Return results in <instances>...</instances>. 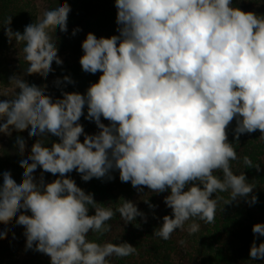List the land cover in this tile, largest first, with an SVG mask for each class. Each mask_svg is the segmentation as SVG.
Here are the masks:
<instances>
[{
	"label": "clouds",
	"instance_id": "obj_1",
	"mask_svg": "<svg viewBox=\"0 0 264 264\" xmlns=\"http://www.w3.org/2000/svg\"><path fill=\"white\" fill-rule=\"evenodd\" d=\"M232 4L115 0L119 35L98 39L89 33L81 45L82 70L102 72L86 94L64 92L62 99L53 100L44 94L45 86L27 83L23 75L10 78L9 85L18 91L12 99L0 100V133L27 128L29 134L50 133L60 141L49 148L39 139L30 154L21 155L19 163L31 161L21 168L22 179L3 174L0 222L21 210L31 213L15 221L24 226L26 249L48 255L50 264H109L107 258L113 255L136 252L126 242L98 244L87 238L90 232L109 231L107 222L117 213L125 224L144 214L123 198L115 208L97 203L93 194L66 177L73 170L87 182L118 169L120 181L139 191V186L156 194L170 190L164 203L172 214L154 231V237L165 241L177 230L195 234L200 230L197 220L212 223L222 199L213 194L230 190L233 201L253 192L245 174L231 170L230 161L238 157L226 129L235 119L237 140L257 130L264 140V15L245 13ZM70 11L67 3H55L23 33L9 27L11 17L5 19L9 41L15 40L16 47L23 44L26 74L47 76L54 61L63 63L49 29L54 33V25H59L66 32ZM64 81L73 83L68 76ZM85 106V119L96 123L98 134H85L78 123ZM16 143L22 147L23 138L17 137ZM243 164L260 170L248 156ZM38 167L59 178L45 184L41 176L35 182ZM216 171L222 177L214 175ZM245 202L251 206L257 198ZM252 232L264 237V223L255 224ZM249 256L264 260V242L257 246L254 239Z\"/></svg>",
	"mask_w": 264,
	"mask_h": 264
},
{
	"label": "trees",
	"instance_id": "obj_2",
	"mask_svg": "<svg viewBox=\"0 0 264 264\" xmlns=\"http://www.w3.org/2000/svg\"><path fill=\"white\" fill-rule=\"evenodd\" d=\"M55 3H67L71 11L67 19V31H58L55 36L57 55L62 58L63 63L53 66V71L47 75L51 86L45 95L53 100L62 99L64 92L84 95L92 84L98 82L102 72L91 74L82 70L79 63L84 54L81 45L89 33L98 39L119 35L115 0H0V90L13 87L9 83L14 75H23L25 81L30 84L37 78V72L31 75L24 72L27 64L21 52L23 44L16 47L15 40L9 41L3 28L5 19L11 17L9 27L14 32L23 33L27 25L35 23L37 18ZM232 6L240 8L245 13L264 15V0H233ZM75 29L80 31L73 35ZM65 76L70 77L73 83L64 81ZM85 116L87 106L84 108V115L78 121L83 126L84 133L98 134L100 129L96 123L85 119ZM101 122L106 126L110 124L103 117ZM236 127L234 119L226 129L228 141L234 144L238 157L237 160L230 161L231 170L237 175L244 173L247 181L254 186L253 192L247 198L237 197V200L233 201L230 190L213 194L212 198L222 197L217 203L214 221L205 223L197 220L200 230L192 235L187 231L177 230L167 241L154 237V231L161 226L162 218L172 214V210L164 203V198L170 194V190L156 194L146 186H139L142 188V191H139L138 188H133L130 182L120 181L118 169L111 170L103 178H93L87 182L81 179V174L76 170L65 174L86 194H93L97 203L105 206L111 203L115 208L123 198L136 204L138 210L144 214L132 223L125 224L117 213L107 222L110 225L109 231L103 234L93 232L88 234L87 238L98 244L126 242L136 247V252L130 256L113 255L107 258L109 264H264V260H252L249 256L254 239L257 246L264 242V237L256 238L252 232L255 224L264 223V140H259L261 136L259 130L241 134L237 140ZM27 135L30 148L39 139L49 148L52 143L60 142L58 137L50 133H46L44 137H37L29 132ZM79 139L83 143L84 136L81 135ZM16 152L0 150V184L3 183L5 171L9 172L13 179L21 172L22 164L19 163L21 155L19 153L15 155ZM244 156H248L254 165L258 164L260 170L247 168L243 164ZM28 163L31 161L26 160L25 164ZM38 168L42 172L45 184L59 178V174L53 175ZM214 175L222 177V172L216 171ZM252 196L257 198V202L250 206L245 200H250ZM145 200H148V203H145ZM149 204L155 207L150 208ZM20 214L31 215L30 212L21 210L13 214L7 222H0V264H50L48 255L37 252L34 248L26 249L24 226L15 223ZM94 214V210L90 209L89 215ZM190 222H186L185 229ZM181 240L184 241L183 245L180 243Z\"/></svg>",
	"mask_w": 264,
	"mask_h": 264
},
{
	"label": "rangeland",
	"instance_id": "obj_3",
	"mask_svg": "<svg viewBox=\"0 0 264 264\" xmlns=\"http://www.w3.org/2000/svg\"><path fill=\"white\" fill-rule=\"evenodd\" d=\"M59 28H60L59 25H56V26H54V29H55L54 33H52L51 29H49V31H50V33L52 35L55 34V36H56L58 31H60ZM59 58L62 60L61 57H59ZM56 65L57 64L54 61L53 64H52V67L56 66ZM34 83L36 85H38V86H45V93L48 92V90L50 89V86H51L50 85L51 82H50L48 76L43 75L41 72H37V78H35ZM16 90L17 89H15L14 87L9 88V89L0 90V93H3L4 91L8 92L7 96L0 95V100H6L9 97L12 98V96L15 93ZM27 132H28L27 128H25L23 130H17V129H15L13 127V128H10V135H6L4 133H0V150L4 151V149H7V151H10L11 153L17 151L15 155H18V153L20 155L30 154L31 153V148H30V145H29V139H28ZM17 137H22L23 138L24 143H23L22 147H18L17 146V143H16V138ZM13 139H15V141H13ZM15 159L17 160L18 157L16 156ZM26 165L27 164L24 163L21 166L23 168V167H26ZM41 173L42 172H41V170L39 168H37L36 171L33 173V176L35 177V182L38 183V181L41 179V176H42ZM22 178H23L22 172H19V174L17 176H15V180H20Z\"/></svg>",
	"mask_w": 264,
	"mask_h": 264
}]
</instances>
